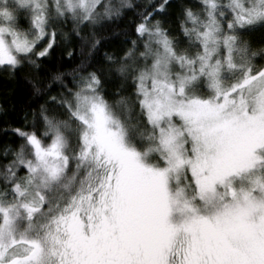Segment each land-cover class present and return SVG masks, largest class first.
Here are the masks:
<instances>
[{"label":"snow or ice","instance_id":"snow-or-ice-1","mask_svg":"<svg viewBox=\"0 0 264 264\" xmlns=\"http://www.w3.org/2000/svg\"><path fill=\"white\" fill-rule=\"evenodd\" d=\"M257 31L264 0H0V69L31 85L0 264H264Z\"/></svg>","mask_w":264,"mask_h":264},{"label":"trees","instance_id":"trees-1","mask_svg":"<svg viewBox=\"0 0 264 264\" xmlns=\"http://www.w3.org/2000/svg\"><path fill=\"white\" fill-rule=\"evenodd\" d=\"M143 3L144 0H138ZM132 13L129 12L125 18L119 21L118 26L112 25L102 35L106 38L103 46L100 48L97 54L99 59L105 51L117 50L121 42L124 40V36L121 35L125 30L129 21L132 18ZM254 45H259L264 42V31H257L250 37ZM62 41L63 38L61 37ZM69 45L61 42L56 52L53 54V58L48 62V65L55 68L60 60V52ZM77 62L79 57L77 56ZM111 91H115L114 88ZM31 102V85L26 82L25 74L17 72L15 75L8 73L5 70L0 69V147L9 142L18 143V138L9 133L4 134V129L9 127L6 121L11 122V127H19L22 123L23 111L27 109V105ZM4 161L0 160V163Z\"/></svg>","mask_w":264,"mask_h":264}]
</instances>
